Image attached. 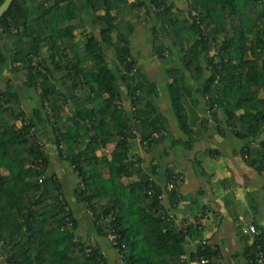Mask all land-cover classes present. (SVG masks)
<instances>
[{
	"label": "trees",
	"instance_id": "16d2710c",
	"mask_svg": "<svg viewBox=\"0 0 264 264\" xmlns=\"http://www.w3.org/2000/svg\"><path fill=\"white\" fill-rule=\"evenodd\" d=\"M125 9L133 20L123 23ZM134 22L150 26L153 53L167 63L185 142L170 135L157 88L131 56ZM0 83V264H110L98 241L77 234L42 132L75 174L76 200L118 264H214L197 200L178 213L181 173L167 169L160 187L130 143L188 150L208 130L231 134L245 142L246 165L264 173V0H13L0 17ZM194 93L200 115L189 106ZM33 94L37 104L26 109ZM107 145L112 156H97ZM259 253L257 232L249 264Z\"/></svg>",
	"mask_w": 264,
	"mask_h": 264
},
{
	"label": "crops",
	"instance_id": "0c3cea01",
	"mask_svg": "<svg viewBox=\"0 0 264 264\" xmlns=\"http://www.w3.org/2000/svg\"><path fill=\"white\" fill-rule=\"evenodd\" d=\"M122 16L130 17L132 14L125 9ZM137 34L142 37V42L137 41L135 44ZM152 38L149 31L141 26L135 27L134 33L130 36L131 56L135 58L142 77L157 88L154 103L166 120L170 135L174 140L185 142L188 137L180 131L170 104L167 90L170 80L165 66L167 63L161 62L153 53ZM198 104H200L198 95L194 93L189 106L200 115L198 108L201 106ZM193 129L198 133L196 125ZM49 135V132L43 133L41 140ZM261 138H264V133ZM44 143L50 160L49 173L55 174L61 192L77 219V234L87 240L98 241L109 263L118 264L114 256L108 253L106 242L97 237L91 215L76 200L75 174L67 163L60 160L53 146H48L49 140L45 139ZM130 145V152L139 160V167L152 174L155 183L160 187L165 184L167 169L181 173L182 181L178 190L182 201L178 213L186 216L190 208L189 199L194 197L197 200L195 210L197 207L198 213L204 210V217L201 219L202 237L218 251L213 259L214 264H249L246 253L253 243L254 236L244 233L243 230L253 225L258 234L264 235V173L258 174L244 162L241 149L245 142L231 134L222 137L208 130L199 137L197 135L188 150L181 148L170 150L167 142L157 145L151 151H147L136 140L131 141ZM256 146L257 140L249 144L251 149ZM109 149H111L109 156L105 155L104 151ZM113 150L114 145H107L105 149L97 151L103 153L96 152V155H104L109 159ZM84 226L88 229L83 230Z\"/></svg>",
	"mask_w": 264,
	"mask_h": 264
},
{
	"label": "built area",
	"instance_id": "2783aa9c",
	"mask_svg": "<svg viewBox=\"0 0 264 264\" xmlns=\"http://www.w3.org/2000/svg\"><path fill=\"white\" fill-rule=\"evenodd\" d=\"M130 108L133 110V108L131 107V105L129 104ZM30 132H34V128L31 127L30 128ZM181 180V175L178 176V180L177 181H180ZM176 185L173 181H169L167 183V186H166V190L168 192L172 191L173 189H175ZM164 197V194L163 196ZM161 198V197H160ZM89 214H91L89 212ZM168 221H171L172 220V216L169 215L168 216ZM244 233H248L252 236L256 235L257 232L255 231V228L253 226H249L246 230H243ZM110 239H113V236L112 235H109ZM193 245L190 243V247H192ZM181 261H184L187 259V255L185 256V254L181 255ZM190 264H206V261L202 258V257H198V258H194L192 260H190ZM256 264H264V255L262 253H259L257 255V260H256Z\"/></svg>",
	"mask_w": 264,
	"mask_h": 264
},
{
	"label": "rangeland",
	"instance_id": "374dc122",
	"mask_svg": "<svg viewBox=\"0 0 264 264\" xmlns=\"http://www.w3.org/2000/svg\"><path fill=\"white\" fill-rule=\"evenodd\" d=\"M139 14H141V13H139ZM123 18H125V17H123ZM127 20H133V17L132 16H130V17H127V19H124L123 20V23L125 22V21H127ZM134 26L137 28H139V26H141L144 30H147V31H150V29H149V25H146V24H143V25H141V24H139V23H137V22H134ZM138 30V29H137ZM140 34V33H139ZM139 34H137V36H136V41L134 42L135 44H137L138 42H142V37L139 35ZM139 36V37H138ZM153 37V36H152ZM138 41V42H137ZM0 85H1V87H3V84L2 83H0ZM25 99H24V101H23V106H25V108L26 109H31L33 106H36V95L35 94H33L32 95V99H31V97L30 96H25L24 97ZM208 118H210V117H208ZM17 125L19 126L20 125V123L19 122H17ZM42 134H43V132L42 133H40L39 134V138L41 139V136H42ZM49 137V136H48ZM48 137H46V136H44V140L46 139H48ZM44 140H42V141H44ZM112 148V147H111ZM53 149V148H52ZM110 150L111 149H109V150H105L104 151V154L105 155H108L109 156V153H110ZM97 153H103V152H97ZM111 156H112V154H111ZM81 226H82V224H81ZM88 229V227H86V226H84L83 227V230H87ZM86 232V231H85Z\"/></svg>",
	"mask_w": 264,
	"mask_h": 264
},
{
	"label": "water",
	"instance_id": "95a60500",
	"mask_svg": "<svg viewBox=\"0 0 264 264\" xmlns=\"http://www.w3.org/2000/svg\"><path fill=\"white\" fill-rule=\"evenodd\" d=\"M13 0H4L0 5V17L7 11Z\"/></svg>",
	"mask_w": 264,
	"mask_h": 264
},
{
	"label": "clouds",
	"instance_id": "9594fccd",
	"mask_svg": "<svg viewBox=\"0 0 264 264\" xmlns=\"http://www.w3.org/2000/svg\"><path fill=\"white\" fill-rule=\"evenodd\" d=\"M91 215V214H90Z\"/></svg>",
	"mask_w": 264,
	"mask_h": 264
}]
</instances>
